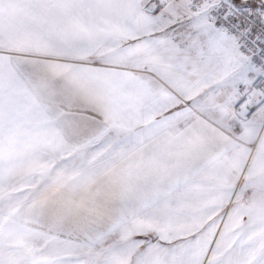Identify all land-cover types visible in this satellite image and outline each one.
<instances>
[{
	"label": "snow or ice",
	"instance_id": "obj_1",
	"mask_svg": "<svg viewBox=\"0 0 264 264\" xmlns=\"http://www.w3.org/2000/svg\"><path fill=\"white\" fill-rule=\"evenodd\" d=\"M0 264H264V0H0Z\"/></svg>",
	"mask_w": 264,
	"mask_h": 264
}]
</instances>
